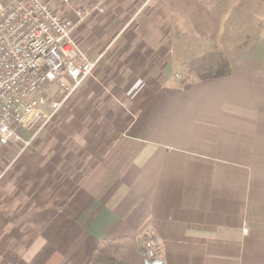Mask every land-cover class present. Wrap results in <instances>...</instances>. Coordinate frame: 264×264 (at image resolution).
Segmentation results:
<instances>
[{
    "label": "crops",
    "instance_id": "0c3cea01",
    "mask_svg": "<svg viewBox=\"0 0 264 264\" xmlns=\"http://www.w3.org/2000/svg\"><path fill=\"white\" fill-rule=\"evenodd\" d=\"M43 1L96 66L0 175V264H264V0Z\"/></svg>",
    "mask_w": 264,
    "mask_h": 264
},
{
    "label": "built area",
    "instance_id": "2783aa9c",
    "mask_svg": "<svg viewBox=\"0 0 264 264\" xmlns=\"http://www.w3.org/2000/svg\"><path fill=\"white\" fill-rule=\"evenodd\" d=\"M73 13L81 21L90 11ZM74 26L52 3L0 0V151L23 141L24 133L37 137L93 75L96 62L81 61Z\"/></svg>",
    "mask_w": 264,
    "mask_h": 264
},
{
    "label": "trees",
    "instance_id": "16d2710c",
    "mask_svg": "<svg viewBox=\"0 0 264 264\" xmlns=\"http://www.w3.org/2000/svg\"><path fill=\"white\" fill-rule=\"evenodd\" d=\"M228 73L229 71L218 76ZM212 76L216 74L208 77ZM155 254L150 245L145 246L136 237H126L99 243L86 264H156L158 260Z\"/></svg>",
    "mask_w": 264,
    "mask_h": 264
},
{
    "label": "rangeland",
    "instance_id": "374dc122",
    "mask_svg": "<svg viewBox=\"0 0 264 264\" xmlns=\"http://www.w3.org/2000/svg\"><path fill=\"white\" fill-rule=\"evenodd\" d=\"M38 136L39 135H37V137ZM31 137L32 136L29 133H24L23 134V141L18 142V143L13 144V145L11 144L12 146H7L0 151V175L3 171H5L7 168H9V165L11 164V160H12L13 156L20 153L26 147L25 142H28V140H30ZM10 156H12V158ZM144 244H145V246L148 245L147 243H144ZM149 244H150L151 249L153 251H155V253H156V250L154 248L155 245L152 244V242H149Z\"/></svg>",
    "mask_w": 264,
    "mask_h": 264
},
{
    "label": "water",
    "instance_id": "95a60500",
    "mask_svg": "<svg viewBox=\"0 0 264 264\" xmlns=\"http://www.w3.org/2000/svg\"><path fill=\"white\" fill-rule=\"evenodd\" d=\"M147 264H149V263H147ZM159 264V263H158Z\"/></svg>",
    "mask_w": 264,
    "mask_h": 264
}]
</instances>
